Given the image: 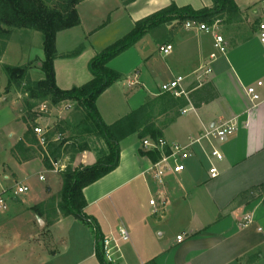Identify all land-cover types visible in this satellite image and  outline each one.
<instances>
[{
	"label": "crops",
	"instance_id": "1",
	"mask_svg": "<svg viewBox=\"0 0 264 264\" xmlns=\"http://www.w3.org/2000/svg\"><path fill=\"white\" fill-rule=\"evenodd\" d=\"M235 1L242 12L241 20L227 23L223 30L219 28L225 38L224 56H217L220 51L215 47L213 35L197 36L195 33L201 32H194L195 42L189 36L192 32L185 27L186 32L170 34L171 26L164 24L150 30L108 63L121 78L96 100L106 124H113L145 105L146 120L162 129L161 138L168 143L188 144L199 139L191 147L192 156L185 161L186 169L166 180L164 190L170 204L163 214H154L149 203L156 185L145 171L154 160L142 150L143 138L137 132L120 140L118 167L84 188L88 203L85 212L97 219L104 237L118 238L121 225L129 231V240L119 242L116 264H146L152 260L155 264H264V109L249 110L250 102L244 91V86L264 77L257 23L252 29L250 26L252 9H261L262 13L264 6L263 0ZM171 4L190 5L199 10L213 7L214 2L80 1L77 5L80 24L56 35L57 86L71 89L89 82L92 79L89 62L96 54L128 34L137 21ZM159 28L163 29L160 34L155 33ZM10 30L6 47L0 50V195L5 196L7 206H0V264H101L96 256L92 227L48 204L51 197H58L54 191L61 190L62 178L54 182L52 174L56 172L36 155L38 146L23 156L13 152L16 144L25 139L29 123L23 118L15 88L7 89L4 65L31 63L30 78L42 80L45 74L40 63L45 52L41 32L26 28ZM177 40L183 43V56L164 58L168 55L160 47L171 44L173 55ZM3 41L0 38V47ZM81 46L79 53L72 54ZM212 53L216 58L211 61ZM208 67L211 72L205 73ZM177 75L186 76L183 84L186 94L178 97L162 91V85ZM192 75L199 82L194 87ZM171 95L183 105L171 100ZM68 103L70 100L59 104ZM175 109L178 112L173 115ZM166 117L170 119L165 122ZM228 122H237V128L226 141L205 137L208 130ZM101 142L106 145L103 139ZM213 148L224 156L222 160H213L219 171L215 178L209 175ZM43 149L41 154L56 162L47 146ZM106 149L107 145L103 150ZM97 160L95 151L86 150L75 164L92 165ZM44 169L52 177L40 180ZM47 180L49 184L45 186ZM16 185L27 186L29 190L16 196L13 193ZM136 192L142 194L143 207L139 204L138 210L120 212L116 201L130 200ZM253 197L258 198L257 203H251ZM38 204H45L39 209L41 213L32 209ZM248 212L253 214V223L241 227ZM179 235L185 237L181 242L177 239Z\"/></svg>",
	"mask_w": 264,
	"mask_h": 264
},
{
	"label": "trees",
	"instance_id": "2",
	"mask_svg": "<svg viewBox=\"0 0 264 264\" xmlns=\"http://www.w3.org/2000/svg\"><path fill=\"white\" fill-rule=\"evenodd\" d=\"M52 0H0V50L6 47V41L11 34V28L34 29L42 33L45 59L40 63V68L45 74L42 80L30 78L31 63L24 66L4 65L8 76V86L16 88L25 85L24 92L29 93L30 98L51 99L57 104L65 100L75 101L84 110L93 122L97 135L107 145V151L96 163L77 168L68 166L62 172V187L58 197L48 200L50 207L55 211L59 209L63 215H72L92 227L95 234L96 256L101 264H113L107 262L102 246L104 234L100 224L93 216L87 215L85 208L87 201L83 190L90 184L106 176L120 163V140L137 132L140 138L150 136L158 139L163 136L162 129L155 122L146 120L147 106L132 111L113 124H106L96 106L97 98L116 83L121 74L108 66V63L122 52L134 46L150 30L174 20L185 22L198 20L213 24L217 19L225 17L227 23L238 22L242 18V12L235 0H213V7H205L199 10L192 6L178 7L176 4L161 9L136 22L135 27L124 37L109 45L96 54L89 62V70L92 79L86 84L71 89H61L56 84V71L54 61L57 56L56 35L59 31L78 26L80 16L77 5L82 0H60L54 6ZM79 47L74 53L81 51ZM32 107V105H31ZM50 138V137H49ZM27 141L30 145H27ZM39 144L36 134L30 127L25 134V139L20 140L13 149L16 156H23L25 152L34 149ZM62 143L56 144L48 140L47 149L53 161H58L62 153ZM28 146V147H27ZM25 148V150H24ZM148 155L154 161L159 158V152H149ZM45 164L52 167V161L45 156ZM264 187V185H263ZM45 204H38L32 209L39 212ZM41 213V212H39ZM41 216V214H39ZM146 264H155L149 261Z\"/></svg>",
	"mask_w": 264,
	"mask_h": 264
},
{
	"label": "built area",
	"instance_id": "3",
	"mask_svg": "<svg viewBox=\"0 0 264 264\" xmlns=\"http://www.w3.org/2000/svg\"><path fill=\"white\" fill-rule=\"evenodd\" d=\"M264 6V0H263ZM257 22V37L258 41L263 50V59H264V7L263 12L260 13ZM219 20H216L213 24L198 20H187L184 23V27L190 30H196L197 32H206L214 36L215 47L220 52H225V38L221 31H218L220 28ZM218 31V32H217ZM160 51L169 55L173 51V46L167 44L160 47ZM216 58V54L212 53L210 56L211 61ZM211 72V68L208 67L205 70V73ZM186 80V76L177 75L169 82L162 85L163 92H169L175 96H181L186 94L183 84ZM245 94L250 102V109L263 108L264 109V79H258L254 83L244 86ZM187 111L184 109V112ZM248 125V124H246ZM237 128L236 123H225L219 126H216L208 130L205 134V137L210 138L214 137L221 142L226 141L227 137L232 134ZM33 132L36 134L39 144L42 147H46L49 140V130L41 126L33 127ZM63 135L61 133H56L52 138L54 141H62ZM199 139L193 140L188 144L180 143H168L164 138L153 139L151 137H145L141 141V148L144 152H159V158L154 161L151 166L145 171V173L151 178V180L156 185V190L151 196L149 203L152 206V212L154 214L161 213L163 214L167 207L170 204V200L167 197L164 187L166 186V180L170 175H178L186 169L185 161L192 156L191 147L194 143L198 142ZM224 158L223 154L216 148H213L210 155V168L209 175L211 178H215L219 175L217 166L214 164L213 160H222ZM64 165H60L59 161L52 162L51 171L57 172L63 170ZM40 180H44L45 176L40 175ZM29 190L27 186L16 185L13 190V193L16 196L26 193ZM0 206L6 208V199L3 194L0 195ZM253 223V214L251 212L246 213L243 216L242 222L240 223L241 227H246ZM118 238L115 237H104L102 241V246L107 262L116 264L117 258L116 253L120 250L119 242L128 241L130 234L128 229L121 225L118 230ZM178 241H183L185 237L179 235L177 237Z\"/></svg>",
	"mask_w": 264,
	"mask_h": 264
},
{
	"label": "rangeland",
	"instance_id": "4",
	"mask_svg": "<svg viewBox=\"0 0 264 264\" xmlns=\"http://www.w3.org/2000/svg\"><path fill=\"white\" fill-rule=\"evenodd\" d=\"M59 2H60V0H52L50 3H51V5L54 4V6H55ZM252 10H253L252 15L250 16L251 21H252V24L250 23L251 29L256 27L258 17L261 13V9H257V8L254 9L253 8ZM217 20L220 21L219 25H220L221 30L226 28L227 22H226L225 17L219 18ZM166 25L171 26V29L169 31L170 34H172L175 31L186 32V30L184 31V29H183V27H184L183 22H181V21H174V22L172 21L171 23H167ZM165 28L167 30L168 27L165 26ZM161 30H163V29L159 28L155 31V33L160 34ZM187 30L192 32L189 36H191L195 40L196 37L194 38L193 36H194V32H197V31L196 30H190V29H187ZM218 31H220V30H218ZM195 34H197V36H209L210 35L206 32L195 33ZM39 36L42 38L41 33H39ZM195 42H197V40H195ZM258 45H259V51H260L261 56H262V62L264 64L263 50H262L260 43ZM175 47L176 48H175L174 54L168 55L167 57H164V58H168V60H170V58H179L180 56H183L182 55L184 52L183 43L179 42L177 40L175 42ZM260 53H259V55H260ZM219 55H223V52L218 53L217 56H219ZM263 79H264V77H263ZM190 81H191L192 87H194L196 84L199 83L196 79H193V75H192V78L190 77ZM201 81H204V79H202ZM24 87H25V85H22L19 88H16L14 86H11L9 88V89L15 88L13 90L15 92H17L16 96L19 95L18 98L20 100V110L22 112L23 118L30 124V127L32 128V130H33V127H35L37 125L41 126L43 128H47L50 132L49 137L51 138V142H55L56 144H60V143L63 144L60 161L59 160L58 161H59L60 165H64V169L57 171L55 174H52L53 176L55 175L54 177H55L56 181H54V182L58 183V178L60 176H62V172L64 170H66V168L68 166H71L73 168L84 166L83 164L79 165V166H77L78 163L75 164V162L77 161V157L82 152H84L86 150L95 151V153L97 154L98 159H99L108 150V149H106V151L103 150V148H106V145L103 142H101V139L97 135V131H96V128H95L93 122L89 119L87 114L78 105L77 102H75V101L71 102L70 101V103H68L67 105L64 106V104L62 105L59 103H57V104L53 103L52 100L49 98L48 99L46 98L43 100L37 99V98H30L29 93L24 92ZM170 99L174 100L175 103H177V104L179 103L180 105H183V103H184V102H181L180 100L176 101L175 97H173L172 95H171ZM31 105H32V107H31ZM177 112H178V110L175 109L173 111V115H175ZM169 119H170V117H166L164 119V121L166 122ZM56 133H61L63 135L64 138L62 139V141L56 142L52 139ZM36 150H37L36 155L39 156L41 158V160L44 162L45 155L41 154L40 147H36ZM42 174L44 176H46V178L52 177L51 174H49L47 169H44L42 171ZM47 182H48V180L46 181V183H44L45 186H47L49 184V182L48 183ZM33 184L35 185V183H33ZM55 187H56V185H55ZM45 191L47 192L46 189H45ZM54 192L59 195L60 191H54ZM257 201H258V198L253 197L251 200V203H257ZM116 204L118 205V210L120 212H124V213L128 214L132 210L133 211L135 209L138 210L139 204H141V206H142V194H141V192H136V195L134 198L131 197L130 200H123L122 202H120L118 200V201H116ZM171 225H173V224H171ZM178 229H176V231Z\"/></svg>",
	"mask_w": 264,
	"mask_h": 264
},
{
	"label": "water",
	"instance_id": "5",
	"mask_svg": "<svg viewBox=\"0 0 264 264\" xmlns=\"http://www.w3.org/2000/svg\"><path fill=\"white\" fill-rule=\"evenodd\" d=\"M39 221H40V223H41V225H42V227H43V222H42V220H41V219H39Z\"/></svg>",
	"mask_w": 264,
	"mask_h": 264
}]
</instances>
